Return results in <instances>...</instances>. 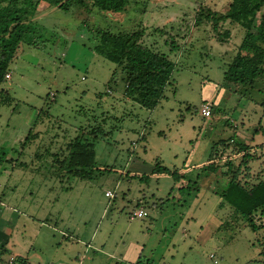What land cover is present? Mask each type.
<instances>
[{
	"label": "rangeland",
	"instance_id": "1",
	"mask_svg": "<svg viewBox=\"0 0 264 264\" xmlns=\"http://www.w3.org/2000/svg\"><path fill=\"white\" fill-rule=\"evenodd\" d=\"M231 1L129 0L121 13L39 5L1 85L0 264H264V228L219 207L226 169L202 168L230 140L264 144V76L253 86L223 81L243 30L195 24ZM139 29L174 63L153 110L126 99L123 72L94 51L98 31ZM98 127L92 178L60 175L55 160L68 143ZM29 132L37 137L25 144ZM257 154L250 165L264 176V149ZM156 163L183 178L151 175ZM190 181L196 196L184 188ZM140 210L143 218L132 215ZM224 222L232 226L217 230Z\"/></svg>",
	"mask_w": 264,
	"mask_h": 264
},
{
	"label": "trees",
	"instance_id": "2",
	"mask_svg": "<svg viewBox=\"0 0 264 264\" xmlns=\"http://www.w3.org/2000/svg\"><path fill=\"white\" fill-rule=\"evenodd\" d=\"M129 0H0V92L1 85L9 66L13 62L19 45L26 41L32 33L31 21L37 16L39 5L47 4L51 8L63 11L75 7L80 13L91 9L121 13ZM205 20L217 31L219 24L226 22L238 25L243 30V38L237 52L228 64L223 74V81L235 86H253L255 81L264 76V0H232L225 13H200L195 24L200 25ZM98 44L95 53L119 67L124 74L126 99L138 104L146 110H153L164 96V89L169 84L174 69V63L163 53L143 44L144 30L113 34L108 31L97 32ZM229 37V31L224 33ZM220 39V37H219ZM222 42V40H219ZM27 43H30L27 41ZM9 100H1L7 103ZM229 124V123H226ZM98 133L105 135L101 127L91 131V138L82 140L75 138L67 145L68 155L56 159L59 171L70 174L79 180H90L95 169V142ZM264 134V132H263ZM37 137L29 132L25 144ZM232 143L230 147H225ZM231 145V144H230ZM248 146L241 142L230 140L221 145L219 155L215 154L207 167L219 163L225 170L222 175L229 178L226 188L220 193L219 207L229 205L234 214L240 215L252 231L264 228V176L260 171L254 175L251 163L259 159L257 150L264 149V144ZM257 155V156H256ZM256 157V158H255ZM63 168V169H62ZM151 175L170 176L174 181L183 178L179 170H170L159 163L155 164ZM147 179L146 175L136 176ZM197 182L190 181L184 188L199 191ZM182 189V188H180ZM151 206L159 208L163 203ZM144 205H147L145 202ZM231 223H222L217 230L228 229ZM5 253V247H0ZM19 259V258H18ZM17 259V260H18ZM23 264L25 260L20 259ZM135 264H141L140 259ZM148 264V263H146Z\"/></svg>",
	"mask_w": 264,
	"mask_h": 264
},
{
	"label": "built area",
	"instance_id": "3",
	"mask_svg": "<svg viewBox=\"0 0 264 264\" xmlns=\"http://www.w3.org/2000/svg\"><path fill=\"white\" fill-rule=\"evenodd\" d=\"M6 77L9 78V75H6ZM201 116L203 118H210L212 115V105L209 102H203L202 108H201ZM105 197L107 198H112L113 194L111 192H106L105 193ZM146 215V213L142 210L138 211V212H134L133 216L137 217V218H142ZM211 258H214L213 255L210 256ZM216 263V262H215ZM52 264V263H49Z\"/></svg>",
	"mask_w": 264,
	"mask_h": 264
},
{
	"label": "crops",
	"instance_id": "4",
	"mask_svg": "<svg viewBox=\"0 0 264 264\" xmlns=\"http://www.w3.org/2000/svg\"><path fill=\"white\" fill-rule=\"evenodd\" d=\"M134 212H135V211H133V213H134ZM132 215H133V214H132ZM134 217H135V216H134ZM136 218H137V217H136ZM142 218H143V217H142ZM88 247H89V246H88ZM137 252H138V250H137ZM127 254H130L129 251H126V255H127ZM123 258H124V257H123ZM125 259H126V257H125ZM126 260H128V263H129V264H134V263H132V262L129 260L128 257H127ZM129 261H130V262H129Z\"/></svg>",
	"mask_w": 264,
	"mask_h": 264
}]
</instances>
